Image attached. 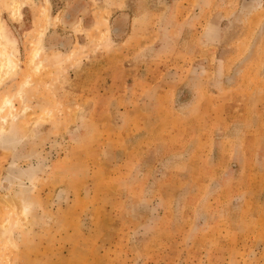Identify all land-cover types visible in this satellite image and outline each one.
Segmentation results:
<instances>
[{"label": "rangeland", "instance_id": "rangeland-1", "mask_svg": "<svg viewBox=\"0 0 264 264\" xmlns=\"http://www.w3.org/2000/svg\"><path fill=\"white\" fill-rule=\"evenodd\" d=\"M0 42V264H264V0H0Z\"/></svg>", "mask_w": 264, "mask_h": 264}, {"label": "bare ground", "instance_id": "bare-ground-1", "mask_svg": "<svg viewBox=\"0 0 264 264\" xmlns=\"http://www.w3.org/2000/svg\"><path fill=\"white\" fill-rule=\"evenodd\" d=\"M1 44V42H0ZM13 56V55H12ZM37 57V54H36ZM16 64L13 63L11 55L8 53H0V82L10 73V71L16 69ZM6 119H3L5 121ZM3 129V128H2ZM1 130V129H0Z\"/></svg>", "mask_w": 264, "mask_h": 264}]
</instances>
